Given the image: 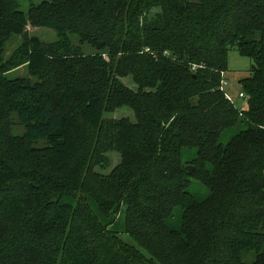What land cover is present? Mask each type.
Wrapping results in <instances>:
<instances>
[{
	"label": "trees",
	"instance_id": "16d2710c",
	"mask_svg": "<svg viewBox=\"0 0 264 264\" xmlns=\"http://www.w3.org/2000/svg\"><path fill=\"white\" fill-rule=\"evenodd\" d=\"M29 12L53 20L55 41L30 36L18 0H0V53L21 36L0 59V264H264V0H51ZM69 32L97 51L82 55ZM231 48L251 61L241 110L218 89ZM54 62L68 66L51 76ZM79 63L92 81L68 75ZM22 64L36 81L2 75ZM123 105L134 122L104 116ZM110 150L119 163L96 171Z\"/></svg>",
	"mask_w": 264,
	"mask_h": 264
},
{
	"label": "rangeland",
	"instance_id": "374dc122",
	"mask_svg": "<svg viewBox=\"0 0 264 264\" xmlns=\"http://www.w3.org/2000/svg\"><path fill=\"white\" fill-rule=\"evenodd\" d=\"M42 1H51V0H18V8L25 13H28V21L26 22L25 29L28 32L30 36H36L38 37L42 42L48 43L53 42L57 39V29L54 26V22L52 19H46L41 17H34L30 14L29 10L30 7L33 5H36ZM59 20H55L57 23ZM69 38L71 42L78 46L80 48V51L82 55L93 53L97 51V48L94 44L84 42L82 44L79 43V37L78 35L73 32H69ZM21 41V36L16 34H9L3 43L2 51L0 53V59L2 62H5L13 53V51L16 49V47L19 45ZM104 58L107 59V55H104ZM79 57H76L71 61H67V63H76V60H79ZM251 61L238 53V51L235 48H231L228 52V60H227V71L225 72V80L228 81V86L226 87L227 92L232 97L234 105L239 109H243L246 107V101L244 98H241L238 96V93L240 92L241 88L238 83V79L241 77H244L248 74V68L250 66ZM58 62H54L50 64V67L48 68L47 74L53 76L58 75L59 72L63 70V67ZM76 68V69H75ZM75 68H71L68 72L69 76H73L77 70L80 71V81L81 83H88L92 81L95 76L91 75L89 73H86L84 71V66L78 65L75 66ZM99 74L96 73V75ZM2 75L8 80L13 81L15 83H25V82H34L37 80L36 77H33L30 75L27 67L22 64L18 66L17 68H14L12 70H9L7 72L2 73ZM120 82H122L125 86H127L131 90H136L137 86L132 81L131 75L126 76H119L116 77ZM65 109V113H67L69 116H71L75 122L80 123L81 128V122H79V114L77 109L73 108L71 105H66L63 107ZM10 109V108H9ZM3 111L8 112L7 109H4ZM13 108L11 107L10 112H8V120L12 129V132L18 136L24 135V128L18 123L15 112ZM106 118H112V119H119V118H127L131 122L135 121L133 110L126 106H119L114 109L113 112H106L104 114ZM237 128H230L229 130L225 131L221 138L220 142L225 144L227 140L230 138L231 135H233L236 132ZM47 140H39L34 143V147L41 150V148L46 147ZM196 149H191L189 151H184L182 155L183 162L186 160V155L189 153L190 156L195 154ZM105 155L110 159V163L108 167L105 170L99 169V167L96 165L95 170L98 172L108 173L116 164L120 161V155L113 150L107 151ZM187 164V163H186ZM190 193H192L194 196H196L198 199L204 198L208 194V189L205 185L201 184L198 180L191 178V183L187 189ZM177 210V209H176ZM178 213V211H177ZM172 223L174 226H177L179 224V218L176 215L174 216V219L172 220ZM120 226V225H119ZM118 226V228H120ZM120 236L123 240L134 244V241L132 238H130L126 233L120 232Z\"/></svg>",
	"mask_w": 264,
	"mask_h": 264
},
{
	"label": "built area",
	"instance_id": "2783aa9c",
	"mask_svg": "<svg viewBox=\"0 0 264 264\" xmlns=\"http://www.w3.org/2000/svg\"><path fill=\"white\" fill-rule=\"evenodd\" d=\"M196 67H197L196 65H192V69H195ZM228 84H229L228 81L225 80V73L221 72V79L218 85V89L224 93V96L227 100L233 102L232 97L229 95V93L226 90ZM238 96L244 98L245 100L247 99L246 95L241 90L238 93Z\"/></svg>",
	"mask_w": 264,
	"mask_h": 264
},
{
	"label": "water",
	"instance_id": "95a60500",
	"mask_svg": "<svg viewBox=\"0 0 264 264\" xmlns=\"http://www.w3.org/2000/svg\"><path fill=\"white\" fill-rule=\"evenodd\" d=\"M192 169H193V167L191 165L186 166L187 172H189V173L192 172Z\"/></svg>",
	"mask_w": 264,
	"mask_h": 264
}]
</instances>
